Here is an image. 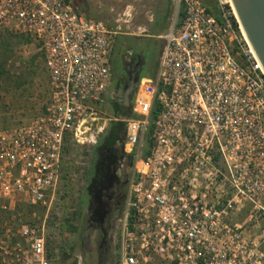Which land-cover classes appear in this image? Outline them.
<instances>
[{
  "label": "built area",
  "instance_id": "built-area-1",
  "mask_svg": "<svg viewBox=\"0 0 264 264\" xmlns=\"http://www.w3.org/2000/svg\"><path fill=\"white\" fill-rule=\"evenodd\" d=\"M176 6L127 120L134 166L118 264H264V74L230 0H215V13L202 0ZM0 29L38 46L50 89L29 124L4 128L0 114V264H51L63 151L69 137L91 146L107 128L116 32L71 0H0ZM20 202L46 209L43 223L23 220Z\"/></svg>",
  "mask_w": 264,
  "mask_h": 264
},
{
  "label": "rangeland",
  "instance_id": "rangeland-1",
  "mask_svg": "<svg viewBox=\"0 0 264 264\" xmlns=\"http://www.w3.org/2000/svg\"><path fill=\"white\" fill-rule=\"evenodd\" d=\"M89 18L104 22L116 34L113 36L112 75L128 76L126 64L131 59L140 57L144 61L142 82L152 81L158 70L163 42L161 36L166 34L171 24L178 17L176 0H71ZM98 7V8H94ZM207 6L216 11L215 3ZM140 84V83H139ZM135 87V95L139 88ZM126 85L115 93L112 88L106 104L102 108L101 123L106 121L107 128L97 140V144L87 146L78 144L69 137L63 151L62 177L55 199L48 214L47 234L51 264H118V241L120 221L107 239L106 250L102 252L101 262L99 247L95 241L90 249L78 239H71L76 233L71 228V217L77 199L81 195L84 168L88 161V150L99 145L113 122L127 126V120L133 118L131 106L135 95L130 93L124 99ZM114 95H116L115 98ZM121 95V97H117ZM50 89L44 59L38 46L25 37L17 36L0 29V114L4 128H16L29 124L39 117L49 101ZM111 100L118 102L124 115H116ZM128 101L129 108L123 103ZM131 114V117L129 115ZM133 159V154L130 155ZM123 205L120 220L125 209ZM22 219L41 225L47 215L46 209L33 208L27 203L17 204ZM81 209L78 206V211ZM36 214L35 216L33 214ZM245 218V217H243ZM243 220V219H242ZM112 237V238H111ZM112 239V241H110Z\"/></svg>",
  "mask_w": 264,
  "mask_h": 264
},
{
  "label": "flooded vegetation",
  "instance_id": "flooded-vegetation-1",
  "mask_svg": "<svg viewBox=\"0 0 264 264\" xmlns=\"http://www.w3.org/2000/svg\"><path fill=\"white\" fill-rule=\"evenodd\" d=\"M126 68L131 85L127 80L125 85L128 93L124 95L125 100L141 82L144 61L140 57L131 59ZM121 102L123 103V100ZM111 138L109 128L101 143L88 150L90 154L87 156L88 161L83 171L81 195L68 219L71 228L76 229V233L70 235L71 239L76 238L83 242L87 249H90L94 241L101 245L99 247L101 262L106 257L102 252L106 250L108 236L118 227L134 166V159L126 147L124 129L117 133L113 142ZM79 205L81 209L78 211Z\"/></svg>",
  "mask_w": 264,
  "mask_h": 264
},
{
  "label": "water",
  "instance_id": "water-1",
  "mask_svg": "<svg viewBox=\"0 0 264 264\" xmlns=\"http://www.w3.org/2000/svg\"><path fill=\"white\" fill-rule=\"evenodd\" d=\"M230 2L245 40L264 74V0H230ZM128 84L131 85V82L128 81ZM132 94L135 95V90ZM123 107L128 109L129 102L124 101Z\"/></svg>",
  "mask_w": 264,
  "mask_h": 264
},
{
  "label": "trees",
  "instance_id": "trees-1",
  "mask_svg": "<svg viewBox=\"0 0 264 264\" xmlns=\"http://www.w3.org/2000/svg\"><path fill=\"white\" fill-rule=\"evenodd\" d=\"M202 1H203L204 5L206 6V8L208 9L209 12L215 13V12H212V10L207 6V3H209V2H214L215 3V0H202ZM20 37H22V36H20ZM126 81H127V77H126L125 74H123L122 76H117L116 72H114L113 75H112V86H111L112 90L115 93L120 92L124 88V85H125ZM111 104H112V106L114 108V111H115L116 115H124L123 108L118 102H116L114 100H111ZM157 114H158V110L154 109V111L152 113V118H151L152 121L156 118ZM123 129L126 132V127H123V125L120 122H113L112 123V125L110 126L111 137H112L111 138V142H113L116 139L117 133L119 131H121V130L123 131ZM152 130H153V127L150 128L149 132L146 135L145 142H144V145H143V157H147L149 155V152H150V137H151V134H152ZM74 264H76V263H74Z\"/></svg>",
  "mask_w": 264,
  "mask_h": 264
},
{
  "label": "crops",
  "instance_id": "crops-1",
  "mask_svg": "<svg viewBox=\"0 0 264 264\" xmlns=\"http://www.w3.org/2000/svg\"><path fill=\"white\" fill-rule=\"evenodd\" d=\"M94 8L96 9V8H98V7H95V5H94ZM90 18H91V17H90ZM92 19L98 20V19H96V18H92Z\"/></svg>",
  "mask_w": 264,
  "mask_h": 264
}]
</instances>
